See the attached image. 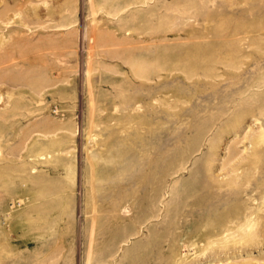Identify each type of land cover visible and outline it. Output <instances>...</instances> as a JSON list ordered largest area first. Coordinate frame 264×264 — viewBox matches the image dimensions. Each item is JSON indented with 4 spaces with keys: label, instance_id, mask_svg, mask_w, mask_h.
Masks as SVG:
<instances>
[{
    "label": "rangeland",
    "instance_id": "1",
    "mask_svg": "<svg viewBox=\"0 0 264 264\" xmlns=\"http://www.w3.org/2000/svg\"><path fill=\"white\" fill-rule=\"evenodd\" d=\"M0 264H264V0H0Z\"/></svg>",
    "mask_w": 264,
    "mask_h": 264
}]
</instances>
